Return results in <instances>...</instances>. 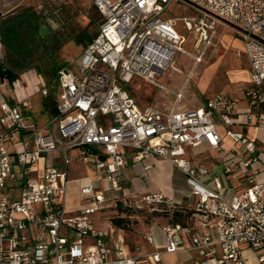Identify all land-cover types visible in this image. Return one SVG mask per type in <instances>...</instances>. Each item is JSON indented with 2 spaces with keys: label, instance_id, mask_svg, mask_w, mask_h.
Here are the masks:
<instances>
[{
  "label": "built area",
  "instance_id": "1",
  "mask_svg": "<svg viewBox=\"0 0 264 264\" xmlns=\"http://www.w3.org/2000/svg\"><path fill=\"white\" fill-rule=\"evenodd\" d=\"M90 2L100 14L98 30L81 53L57 72L56 115L38 127L25 119L29 102L0 103V264H140L142 259L157 263L159 253L132 254L121 235L113 237L95 227L94 214L106 201L105 187H95L86 178L88 185L81 188V195L90 206L76 214L66 212L68 168L90 154L95 157V182H109L108 190L118 199L123 148L135 151L134 162L148 155L164 159L189 181L190 223L163 226V252H195L208 264H246L245 247L256 252L255 264H264V180L256 179L259 171L252 167L259 148L245 133L228 129L234 123L264 129V0ZM177 2L193 6L195 12L164 17ZM222 21L236 29L248 62L246 110L240 112L236 100L221 94L198 108L176 104L167 110L140 108L126 85L140 77L168 91L156 77L172 67L177 55L187 54L186 38L176 22L195 34L193 64L197 66ZM41 94L46 96L47 89L42 88ZM175 96L177 103L181 93ZM215 115L233 142L228 152L238 146L240 153L217 173L192 164L186 154L187 147L202 142L212 149L220 147ZM29 140L33 148L25 146ZM239 173L247 185L227 192L221 177ZM138 201L160 205L167 212L181 205L160 194Z\"/></svg>",
  "mask_w": 264,
  "mask_h": 264
},
{
  "label": "rangeland",
  "instance_id": "2",
  "mask_svg": "<svg viewBox=\"0 0 264 264\" xmlns=\"http://www.w3.org/2000/svg\"><path fill=\"white\" fill-rule=\"evenodd\" d=\"M45 0H0V17L4 16L10 10L43 4ZM64 13L68 15L67 21L62 25L52 24V28L56 30H64L65 34L61 35L62 44L54 50L53 56L41 64L36 69L25 70L19 74L16 80H5L3 86L0 87V98L11 101L13 103L29 102L30 109L25 112L26 121L28 123H37L41 125L48 121V113L43 107V101L46 96L41 94V89L46 88L49 93L52 92L55 103L59 99L60 88L57 84L55 76L58 66L66 65L68 62L76 58L82 51L83 46L76 44L72 39V35L82 30H85V35L93 38L97 33L98 26L88 25L89 16L92 14L90 0H66L61 4ZM195 12L193 6L185 2H177L171 6L170 11L164 14V17L178 18L183 15H192ZM176 29L186 38L185 51L186 55H177L174 59L172 67H170L163 75L159 74L156 77L157 81L167 86L168 91H162L157 86L147 82L146 80L135 77L127 85L126 88L136 101L140 108L152 106L160 110L169 107L175 101V93L180 92L183 95L182 104L190 105L194 100L200 101L207 96V92L198 94L202 88L201 82H198V77L201 70H215L211 73L213 76L210 84L226 85L231 80L232 73L227 74V70H239L245 68V57L241 53L242 44L239 40V35L234 27L225 23L218 22L213 36V45L210 46L203 60L197 66L193 64L194 36L193 32L185 31L182 26L176 22ZM226 36V46L223 43L222 37ZM241 74V73H240ZM245 74V73H243ZM228 75V77H227ZM229 79V80H228ZM207 84V83H206ZM237 85L227 87L223 92L230 93L235 97L240 96L237 92ZM2 100V101H4ZM232 130L231 128H228ZM250 135H255L260 144H264V129L250 131ZM231 146L230 141L226 140V150ZM226 151V154H227ZM227 156V155H226ZM214 158V156H213ZM92 156H88L84 162H80V170L78 173L69 177V184L66 191V211L68 209L80 210L90 206L85 203L81 195V188L88 185L87 177L90 180L97 178L92 164ZM264 177V174L261 175ZM95 187L102 189L105 187L107 191H103V196L106 199L103 208L94 214L99 216L94 218L95 227L101 229L114 228L111 224V218H123V226L120 229L114 228V236L119 234L123 237L130 251L135 254L144 252L143 246L149 248L144 236L150 227L154 225L160 226L167 222V216L161 213L162 206L154 205L147 206L139 201L126 202L119 195L118 199H113L114 194L109 191V182H98L93 184ZM5 194V190H2ZM118 201L122 202L118 209ZM107 231V230H106ZM242 257L246 264H255L257 254L251 249L243 247ZM209 261L197 260L192 264H208ZM158 264H182L176 261L173 257L162 255L161 261Z\"/></svg>",
  "mask_w": 264,
  "mask_h": 264
},
{
  "label": "crops",
  "instance_id": "3",
  "mask_svg": "<svg viewBox=\"0 0 264 264\" xmlns=\"http://www.w3.org/2000/svg\"><path fill=\"white\" fill-rule=\"evenodd\" d=\"M222 39H223V43L226 46V36H223ZM239 40L241 41L240 37H239ZM241 44H242V41H241ZM245 60H246L245 68L247 70L239 69V70H227L226 71L227 74L232 73L231 80L228 79L229 83L226 85H214V84L211 85L210 80L213 77L211 76V73H213L215 70H201V73L199 74L201 76L198 77V82L199 83L201 82L202 88L199 90L200 92H196V93L201 94V93L207 92V96L204 99H201L200 101L194 100L192 104L185 105V104H182L181 102L183 95L180 89L179 90L180 92H177V93H181V97L179 101L176 103V99H175L174 103L164 110H167L168 108H170L172 105H175V104L177 108H182V109L198 108V107L203 106L208 98L212 97L215 94H221L223 96L236 100V108L240 112L245 111L246 108L248 107V102L244 95V92L247 89L248 82H249V66H248V62L246 58ZM232 84L237 85L236 87L237 92H240L239 97H235L230 93L223 92V90H225L227 87L230 88ZM2 100L4 99L0 98V103L3 102ZM4 101L10 104H13L12 100L11 101L4 100ZM48 118H49L48 119L49 121L52 117H48ZM214 119L217 122V131L220 134L221 139H222L220 147L217 149H212L206 143L202 142L198 146L187 147L186 154H187V157L191 160L192 164L203 166L207 168L210 172L217 173L221 170L222 165H224L228 161H231L239 157L240 153L238 150V146L235 147V152L233 153H229L226 150V140L230 141L231 145L233 144V142L230 138L226 136L227 127L220 124L218 115H215ZM242 119L243 118H241L240 120ZM48 121L46 123L41 122V125H38L37 123H33V124H35L38 127H42L45 124H47ZM229 128H231L232 129L231 131L233 132L245 133L250 139H253L256 142L257 147L259 148V159L257 163L252 165V167L258 169L259 171L256 176V179L258 181L264 180V177H261V175L264 174V152L261 151V147L264 144H260V142H258L257 137L255 135L253 136L250 135L251 130L257 131L260 129L252 128V127H245L244 125L240 123H234ZM25 146L27 148H33L34 144L32 141L29 140L26 142ZM95 151L98 152L100 151V149H96ZM226 151H227V154H226ZM122 154L124 158V166L120 174L122 192L119 194L122 198H126V200H129V201L137 202L139 198L142 196H147L151 194H160L165 199H168V200H171L177 203L180 202L181 205H186L188 202L192 200V198L189 196L190 185H189V181L187 177L178 168L173 166L170 162L164 159L158 158L154 155H148L142 158L139 162H134L133 156L135 155V151L131 148H123ZM89 156H92L93 158L91 161H92L93 168H94L95 157L94 155H91V154ZM85 160L83 161L74 160L71 162L68 168V184H69V180H70L69 177L71 176V173L73 174L78 173L80 170V165H81L79 163L84 162ZM147 165L149 167L146 170H144V167ZM84 177L89 178L88 176H85V175L82 176L81 178H84ZM95 180L96 178L92 179L94 184H97ZM221 181L223 183L225 190H227V192H230L233 190H240L241 188L247 185L245 183V176H243L240 173L222 176ZM78 211L79 210L69 208L68 212L67 211L66 212L72 215V214H76ZM96 217H99V216H94V218ZM167 224L168 222H165V223H162L160 226L154 225L149 228V230L146 232L144 236V239L150 247L145 248L143 246L144 252L138 255H146V254L156 253V252L159 253L160 260L155 264L160 263L162 255L173 257L176 261H179L182 264H192V262H196L197 260H202L195 252H187L183 250L177 253H171V254L163 252L165 234L162 228L163 226ZM98 229L104 230V231L107 230L111 233L113 237H116V235L114 236L115 229L112 227H110L109 229H101L98 227ZM213 235L215 237L214 233ZM148 236L151 238V241L147 240ZM127 248H128V245H127ZM128 251L132 253L129 248H128ZM140 264H149V263L145 259H142Z\"/></svg>",
  "mask_w": 264,
  "mask_h": 264
},
{
  "label": "flooded vegetation",
  "instance_id": "4",
  "mask_svg": "<svg viewBox=\"0 0 264 264\" xmlns=\"http://www.w3.org/2000/svg\"><path fill=\"white\" fill-rule=\"evenodd\" d=\"M63 9L54 0H45L36 7L10 10L0 17V66L22 74L48 61L62 44L61 35L67 32L52 28V24L67 21Z\"/></svg>",
  "mask_w": 264,
  "mask_h": 264
},
{
  "label": "trees",
  "instance_id": "5",
  "mask_svg": "<svg viewBox=\"0 0 264 264\" xmlns=\"http://www.w3.org/2000/svg\"><path fill=\"white\" fill-rule=\"evenodd\" d=\"M91 10H92V14L88 17L89 18L88 25L97 24L98 26L100 22V14L93 5H91ZM85 34H86L85 30H82L72 35L71 39L76 44L84 47L92 39L90 36H86ZM60 68L61 66H58L56 68L55 76H57V72ZM18 75H19L18 73H14V72H11L10 70L3 69L0 66V82H3L5 80H9L10 82L14 81L16 80ZM43 107L45 111L48 113L49 117H53L56 115L57 110H56L55 100L53 98L52 92L51 93L48 92V94L46 95L45 100L43 101ZM117 202H118L117 208L119 209L122 205V202L118 200ZM161 213H164L167 216L168 224L180 223L185 226L190 223V217H191L192 211L186 205H179V206H176V208L172 210L171 212L162 210ZM110 221L114 228L120 229L123 226L124 219L123 218H111Z\"/></svg>",
  "mask_w": 264,
  "mask_h": 264
}]
</instances>
